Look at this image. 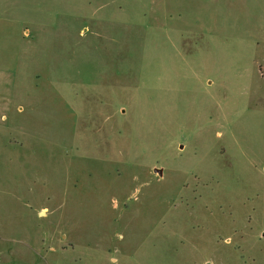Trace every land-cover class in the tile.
Segmentation results:
<instances>
[{
    "label": "rangeland",
    "instance_id": "374dc122",
    "mask_svg": "<svg viewBox=\"0 0 264 264\" xmlns=\"http://www.w3.org/2000/svg\"><path fill=\"white\" fill-rule=\"evenodd\" d=\"M0 264H264V0H0Z\"/></svg>",
    "mask_w": 264,
    "mask_h": 264
},
{
    "label": "water",
    "instance_id": "95a60500",
    "mask_svg": "<svg viewBox=\"0 0 264 264\" xmlns=\"http://www.w3.org/2000/svg\"><path fill=\"white\" fill-rule=\"evenodd\" d=\"M154 171L155 172H158L159 174H162L163 173V170L161 168H154Z\"/></svg>",
    "mask_w": 264,
    "mask_h": 264
},
{
    "label": "crops",
    "instance_id": "0c3cea01",
    "mask_svg": "<svg viewBox=\"0 0 264 264\" xmlns=\"http://www.w3.org/2000/svg\"><path fill=\"white\" fill-rule=\"evenodd\" d=\"M42 212H44V211H42Z\"/></svg>",
    "mask_w": 264,
    "mask_h": 264
}]
</instances>
